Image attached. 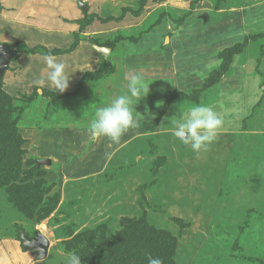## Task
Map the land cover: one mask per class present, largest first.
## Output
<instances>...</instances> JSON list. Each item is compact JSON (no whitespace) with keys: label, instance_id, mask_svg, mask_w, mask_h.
Masks as SVG:
<instances>
[{"label":"rangeland","instance_id":"374dc122","mask_svg":"<svg viewBox=\"0 0 264 264\" xmlns=\"http://www.w3.org/2000/svg\"><path fill=\"white\" fill-rule=\"evenodd\" d=\"M0 43L15 54L0 89L23 152L10 143L0 157V264H65L73 251L116 264L134 225L166 264H264V0H0ZM48 54L66 65L63 93ZM135 74L150 84L139 126L90 141L96 108ZM195 105L224 121L199 152L173 135ZM21 231L47 239L44 259Z\"/></svg>","mask_w":264,"mask_h":264},{"label":"clouds","instance_id":"9594fccd","mask_svg":"<svg viewBox=\"0 0 264 264\" xmlns=\"http://www.w3.org/2000/svg\"><path fill=\"white\" fill-rule=\"evenodd\" d=\"M47 69V82L56 91L67 90L70 78L66 73V65L48 54L44 57ZM37 84L43 85L45 80L39 79ZM149 85L140 74L132 75L127 84V92L115 96L106 106L96 108L94 118L87 128L90 141L106 138L118 143L121 136L129 129L139 126L135 106L149 93ZM40 90V89H38ZM222 117L210 106L195 105L190 108L186 118L176 124L173 135L185 144H190L194 152L206 150L217 137L223 126ZM81 256L75 251L67 255L65 264H81ZM147 264H163L159 257L148 255Z\"/></svg>","mask_w":264,"mask_h":264},{"label":"trees","instance_id":"16d2710c","mask_svg":"<svg viewBox=\"0 0 264 264\" xmlns=\"http://www.w3.org/2000/svg\"><path fill=\"white\" fill-rule=\"evenodd\" d=\"M1 79L2 76H0V82ZM9 98L10 97L0 89V141L2 140L3 143L7 144V150L5 152L1 151L0 157L2 158V160L6 161L7 157L4 156L8 151H11V148L9 147L11 145L10 143L14 144L12 148L13 150L15 149L16 143V152L19 153V156L16 157V160L20 161L23 152L20 150V145H22V139L18 136L17 131V122L19 118H17L16 109L11 106V101ZM18 116L20 117V110ZM154 121L157 122V120ZM9 132L13 133L12 139L9 135ZM140 227H142V229H140ZM140 227H136L134 225L130 228V233L128 236L129 245H127V247L129 249L131 248V254H126L124 255L125 257L119 255L116 259H122V261H118L116 262V264H147L148 255L161 258L158 254L159 249L156 248L158 246L159 241L152 236V233L149 232L150 229H148L146 226ZM170 240L172 241V239L169 238V241ZM173 247L174 245L171 244L167 251H172ZM116 255H118V253ZM165 255L167 254L165 253ZM131 257L132 260L130 259ZM109 258H112V256L109 255ZM162 261L163 264H166V259H162ZM167 262L168 264H173L172 259L167 260Z\"/></svg>","mask_w":264,"mask_h":264},{"label":"water","instance_id":"95a60500","mask_svg":"<svg viewBox=\"0 0 264 264\" xmlns=\"http://www.w3.org/2000/svg\"><path fill=\"white\" fill-rule=\"evenodd\" d=\"M82 11L85 10V6L80 5ZM102 53L108 50L101 49ZM13 52L10 46L6 43H0V76H3L4 72L7 70L10 61L13 58ZM48 164H50L48 162ZM20 240L22 241V247L25 250H29L32 254L37 255V260H42L46 257L48 241L41 235L37 234L35 239H29L22 231L20 232Z\"/></svg>","mask_w":264,"mask_h":264},{"label":"crops","instance_id":"0c3cea01","mask_svg":"<svg viewBox=\"0 0 264 264\" xmlns=\"http://www.w3.org/2000/svg\"><path fill=\"white\" fill-rule=\"evenodd\" d=\"M6 44H8V43H6ZM9 45V44H8ZM10 46V45H9ZM11 48V47H10ZM11 50H12V48H11ZM12 52H13V55H15L14 54V51L12 50ZM59 57V56H58ZM15 59V57L13 56V58H12V60L10 61V63H9V65H8V68H7V70H9L10 68V64L13 62V60ZM44 63H45V61H44ZM6 70V71H7ZM5 71V72H6ZM5 72H4V74H5ZM3 74V75H4ZM3 77V76H2ZM39 95H40V93L38 94V96L35 98V100L34 101H32L29 105H28V108L26 109V111H25V113L24 114H29L30 112H33V111H35V110H37V107L39 108V103H40V101H39V99H41L42 100V97H39ZM42 108H43V106H42ZM22 115V114H21ZM1 245H2V243L0 242V247H1ZM10 246V245H9ZM7 251H10V248L8 247V245H7V243H3V245H2V247H1V249H0V255H6V252ZM23 254H25L26 255V253H23Z\"/></svg>","mask_w":264,"mask_h":264}]
</instances>
